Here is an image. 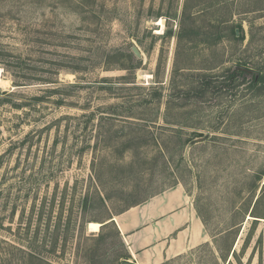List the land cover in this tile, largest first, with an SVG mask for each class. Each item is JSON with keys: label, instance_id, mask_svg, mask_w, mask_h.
<instances>
[{"label": "rangeland", "instance_id": "rangeland-1", "mask_svg": "<svg viewBox=\"0 0 264 264\" xmlns=\"http://www.w3.org/2000/svg\"><path fill=\"white\" fill-rule=\"evenodd\" d=\"M259 72L264 0H0V264H120L177 185L210 239L163 264H264Z\"/></svg>", "mask_w": 264, "mask_h": 264}, {"label": "crops", "instance_id": "crops-1", "mask_svg": "<svg viewBox=\"0 0 264 264\" xmlns=\"http://www.w3.org/2000/svg\"><path fill=\"white\" fill-rule=\"evenodd\" d=\"M134 264H163L204 243L210 236L182 185L173 186L111 220Z\"/></svg>", "mask_w": 264, "mask_h": 264}, {"label": "trees", "instance_id": "trees-1", "mask_svg": "<svg viewBox=\"0 0 264 264\" xmlns=\"http://www.w3.org/2000/svg\"><path fill=\"white\" fill-rule=\"evenodd\" d=\"M232 30H233V33L234 34H236V30L235 29H233V27H232ZM242 30V29H241ZM242 38V37H241ZM240 38V39H241ZM134 58V60L135 61H139V60H141V59H139L137 56H136V54L132 51V58L131 59H133ZM230 71H231V76H230V78L232 79V80H235L237 77H244V76H246V75H248L250 72H253L252 71V69H250V68H242L241 66H236V67H234V68H231V69H229ZM256 74L257 73H255L254 74V78H253V81L257 84V83H259V82H264V75H260V72L257 74V76H256ZM116 146H117V144H116ZM98 198L100 199V200H103V197L101 196V195H99V193H98ZM258 200H259V198H258ZM256 216V215H255ZM259 217V216H258ZM257 221V220H256ZM104 226H106V224H104L103 225V227ZM119 232V235H120V237H121V241H122V243L123 244H125V242H124V240H123V237H122V235H121V233H120V231H118ZM127 247V246H126ZM235 253V252H234ZM26 258V261L27 262H29L30 263V261H31V259L32 260H36L39 264H55V263H53V262H50V261H44V259L41 257V256H39L38 254H37V252H34V251H30V252H27L26 253V256H25ZM120 264H123V262H121Z\"/></svg>", "mask_w": 264, "mask_h": 264}, {"label": "water", "instance_id": "water-1", "mask_svg": "<svg viewBox=\"0 0 264 264\" xmlns=\"http://www.w3.org/2000/svg\"><path fill=\"white\" fill-rule=\"evenodd\" d=\"M236 34L239 35V29L236 30ZM133 52L136 54L137 57L142 56V53L140 52V50L136 46L133 47ZM103 225H104V223H102L101 226H103ZM123 264H134V263L129 261V260H125V261H123Z\"/></svg>", "mask_w": 264, "mask_h": 264}, {"label": "bare ground", "instance_id": "bare-ground-1", "mask_svg": "<svg viewBox=\"0 0 264 264\" xmlns=\"http://www.w3.org/2000/svg\"><path fill=\"white\" fill-rule=\"evenodd\" d=\"M161 24L164 25L162 22H161ZM101 225H102V224L99 223V222H95V221L90 222V228H91L92 230H94V231L99 230V227H100Z\"/></svg>", "mask_w": 264, "mask_h": 264}]
</instances>
